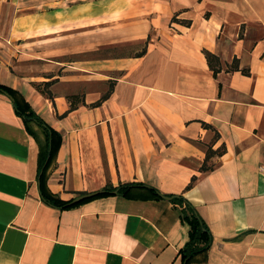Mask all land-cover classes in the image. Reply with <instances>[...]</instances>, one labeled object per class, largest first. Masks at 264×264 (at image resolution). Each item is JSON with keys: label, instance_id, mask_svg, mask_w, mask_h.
I'll use <instances>...</instances> for the list:
<instances>
[{"label": "crops", "instance_id": "0c3cea01", "mask_svg": "<svg viewBox=\"0 0 264 264\" xmlns=\"http://www.w3.org/2000/svg\"><path fill=\"white\" fill-rule=\"evenodd\" d=\"M0 85V264H183L159 193L185 264H264V0H0ZM51 145L45 195L131 187L48 202Z\"/></svg>", "mask_w": 264, "mask_h": 264}, {"label": "trees", "instance_id": "16d2710c", "mask_svg": "<svg viewBox=\"0 0 264 264\" xmlns=\"http://www.w3.org/2000/svg\"><path fill=\"white\" fill-rule=\"evenodd\" d=\"M204 53H205V57L208 61L209 66L211 67L213 72H216L218 70L217 64H220L219 59L209 51L205 50ZM232 65H233V68H237L236 60H233ZM0 89H3L9 94H12V91L8 87L0 85ZM14 106H15V110L18 113H21L20 109L18 108V104L16 102ZM28 114L30 115L31 112H29ZM223 148L224 147H222L221 149H218L217 152L220 153ZM208 149L209 150L207 151L205 160L200 167L201 171H205L210 168V166H207L206 164L208 160V156L215 151L210 150V148ZM47 153H49L50 155H49L47 162L44 164ZM52 155H53V147L51 145L50 148H47L42 153L40 160H39L38 165H39V170H41L40 177H39L41 194L48 202L52 204H56L60 206H67L66 204L68 201H64L58 198H53L48 195H45L42 189L43 175L51 160ZM195 180H196V176H192L186 188L190 187L194 183ZM131 185H132L131 182H127V183H121L116 187L105 186L103 188L104 192L101 194H110V193H114L113 191H115V194L125 195L128 189L131 187ZM150 190L154 194L157 195L158 192L156 189L151 187ZM169 196H173L171 198L172 202L177 203L180 206L179 216L181 220H183L188 225V238L183 244V246H181V248L179 249L180 259L182 260V262L185 261V263H187L194 255L198 253H202L208 249V247L211 244L212 236H211V233L206 223L201 218V216L197 213L195 207L189 201H187L181 194L180 195H169Z\"/></svg>", "mask_w": 264, "mask_h": 264}, {"label": "water", "instance_id": "95a60500", "mask_svg": "<svg viewBox=\"0 0 264 264\" xmlns=\"http://www.w3.org/2000/svg\"><path fill=\"white\" fill-rule=\"evenodd\" d=\"M8 94V93H7ZM9 97L12 99V97L9 95ZM48 157H49V153H47L46 155V158H45V162L44 164L47 162L48 160ZM41 173V171H40ZM104 192L103 189H100V190H95V191H91V192H83V193H79L77 194L76 196H74L73 198H71L66 205H73L79 201H82L86 198H89L91 196H94V195H97L99 193H102ZM115 193V191H113ZM160 196H162L163 198H167V199H171L173 196H169V195H165V194H161L159 193ZM183 264H185V261L183 262Z\"/></svg>", "mask_w": 264, "mask_h": 264}]
</instances>
